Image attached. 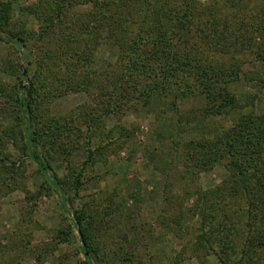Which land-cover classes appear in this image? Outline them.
I'll return each instance as SVG.
<instances>
[{"label":"trees","instance_id":"trees-1","mask_svg":"<svg viewBox=\"0 0 264 264\" xmlns=\"http://www.w3.org/2000/svg\"><path fill=\"white\" fill-rule=\"evenodd\" d=\"M243 1L54 0L50 9L40 8L36 19L41 27L31 36L26 29H13L12 5L0 0V43L22 51L27 64L15 92L14 138L20 139L22 157L34 166L43 190L53 194L68 215L83 264H97L98 248L87 231L89 203L74 208L76 193L94 179L90 174L108 149L131 138L120 125L124 118L143 112H153L160 120L146 135L149 141L154 135L157 142L149 166L164 176V201L180 196L181 204L178 200L168 217L174 219L162 220L179 228L173 234L187 241L183 250H191L196 258L199 252L213 254L219 264H264V112H256V96L237 95L247 78L243 57L255 54L264 73V47L248 51ZM250 1L263 4L261 19L250 29L257 46L256 36L264 31V0ZM229 8L238 14L232 16L233 23L226 14ZM98 47H107L116 58L99 74L92 69ZM48 62L54 72L63 69L68 77L78 78L79 88L94 92L96 122L90 132L88 127L72 128L71 120L47 117L35 122V110L49 102L46 97L38 100L41 71ZM255 79L264 88V79ZM187 104L192 107L185 109ZM247 108L250 111L242 113ZM104 118L113 119L122 133L92 144L91 136ZM222 118L233 120L231 126L215 124ZM62 138L71 140L63 147L65 160L59 159ZM81 139L85 142L79 147ZM5 163L0 172L12 170L8 158L0 160ZM215 167L227 175L204 191L198 178ZM118 264L142 262L129 256Z\"/></svg>","mask_w":264,"mask_h":264},{"label":"rangeland","instance_id":"rangeland-1","mask_svg":"<svg viewBox=\"0 0 264 264\" xmlns=\"http://www.w3.org/2000/svg\"><path fill=\"white\" fill-rule=\"evenodd\" d=\"M3 1L12 5L13 29H26L31 36H36L41 27L36 16L40 14V8L50 9L49 6L54 0ZM243 4L245 7L242 16L246 22L243 27L250 33L249 42L246 44L248 51H252V47L260 50L264 47V31L257 33L261 38L256 36L258 44L254 46L251 42L254 35L250 29L255 27L251 23H257L261 19L258 12L263 4L250 0L243 1ZM226 14L232 23L235 22L232 18L233 15H238L235 8H229ZM115 60L113 52L107 47H98L94 53L92 69L99 74ZM243 62V71L247 78L241 76L243 82L237 88V95L240 98L244 95L256 96L255 110L262 113L264 88L256 84L255 78L264 79L263 69L259 68L255 54H246ZM52 65L50 62L44 64L41 71L43 89L38 92V100L46 97L49 102L43 103L41 110H35V122H45L47 117H53L62 122L71 120L72 128L81 126V130L86 131L88 127L89 131L96 122L92 104L94 92L90 88H79L78 78L68 77L63 69H60V73L54 72ZM26 68L22 51H18L13 45L0 43V160L8 158L11 161L9 167L12 169L3 168L0 172V264H83L75 238L76 232L71 228L68 215L60 209L56 197L43 190L42 179L35 173L34 166L22 157L20 139L14 138L18 117L15 92ZM25 82L26 80L23 84ZM191 107V104H187L185 109ZM249 111L247 108L242 113ZM148 113L124 118L120 125L122 129L129 131L131 138L125 140L122 146L117 143L109 148L106 158L97 163L94 172L90 174L94 179L76 193L74 208H78L80 203H89L85 207L91 217L87 218V231L90 240L98 248L96 263L118 264L130 256L140 260L142 264H219L213 254L203 256L199 252L200 257L196 258L191 250H183L187 241L183 240V243L173 234L179 228L174 223L169 224L162 220L167 218L171 222L174 218L168 217L173 215V208L178 207V200L179 204L181 201L179 195L177 199L170 198L169 203L164 201V176L150 169V153L157 142L154 135L152 141L146 135L151 127L160 125V120L155 119L153 112ZM232 121L230 118H222L215 124L227 128ZM97 124L95 133L90 135L92 144L105 143L110 141L106 138L107 135L112 134L114 138L122 133L113 119L104 118ZM211 133V130L206 132L208 136ZM72 137L76 138L77 135L73 134ZM50 139L58 144L54 135H50ZM70 141L69 138H62L60 144L64 146L59 152L60 160H65L66 152L63 147ZM84 142L81 139L79 147ZM5 165L6 163L0 164V167ZM16 169L19 171L16 172ZM226 175L223 169L215 167L200 175L198 184L204 191L211 190ZM192 202L193 200L188 201L189 204ZM68 209L71 212L72 208L68 206Z\"/></svg>","mask_w":264,"mask_h":264}]
</instances>
